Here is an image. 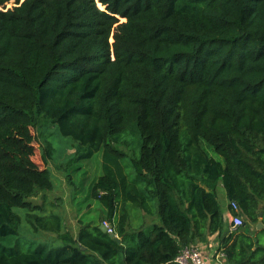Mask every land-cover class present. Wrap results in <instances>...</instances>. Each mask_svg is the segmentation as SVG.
I'll use <instances>...</instances> for the list:
<instances>
[{
	"label": "trees",
	"instance_id": "obj_1",
	"mask_svg": "<svg viewBox=\"0 0 264 264\" xmlns=\"http://www.w3.org/2000/svg\"><path fill=\"white\" fill-rule=\"evenodd\" d=\"M100 152L86 199L103 216L72 233L33 199L50 164L72 182ZM260 221L264 0H0V264H178L215 235L225 264H264Z\"/></svg>",
	"mask_w": 264,
	"mask_h": 264
},
{
	"label": "rangeland",
	"instance_id": "obj_2",
	"mask_svg": "<svg viewBox=\"0 0 264 264\" xmlns=\"http://www.w3.org/2000/svg\"><path fill=\"white\" fill-rule=\"evenodd\" d=\"M50 130L51 132H54L51 141L55 146V157L59 160H64L63 155L65 149L66 147L72 145V140L64 137L59 130L54 129V127H51ZM41 142L43 144V138L36 136L34 130L31 129L29 131L27 143L33 150L31 158L32 162L40 168H45V164L41 158ZM73 151L74 150H69L68 153H72ZM48 167L51 170V176L55 182V189L53 192L46 195L44 202L41 199V196L34 198L33 201L35 203L38 201L40 204L44 205L45 212L47 213L46 215L54 212L58 213L62 217L67 230L72 233L77 232L78 219L80 217H82L85 221L100 223V218L103 216L102 211L99 210L101 208L100 204L93 202L92 206L88 208L87 205H90L92 201H88L86 198L88 197L92 183L104 174L103 153H97L92 159L78 163L77 171L70 172L72 182L68 181L65 174L60 173V171L52 164ZM222 195H224V190L220 187L217 190V196L221 208L224 206ZM16 211L21 216L26 217V210L17 209ZM223 211L225 224L227 225V228H229L231 221V218L229 217L230 212L226 211L225 207L223 208ZM227 212L229 213L227 214ZM251 228L254 229V226L251 225ZM44 237L46 238L48 235H45Z\"/></svg>",
	"mask_w": 264,
	"mask_h": 264
},
{
	"label": "built area",
	"instance_id": "obj_3",
	"mask_svg": "<svg viewBox=\"0 0 264 264\" xmlns=\"http://www.w3.org/2000/svg\"><path fill=\"white\" fill-rule=\"evenodd\" d=\"M231 207L237 212L239 207L235 202L231 203ZM106 227L107 232L114 234L112 227L107 223H103ZM245 225L244 219L240 215H235L231 220V229L235 230ZM224 257V254L222 255ZM178 264H211L208 257L203 253V251L197 246H190L184 248L175 260Z\"/></svg>",
	"mask_w": 264,
	"mask_h": 264
},
{
	"label": "crops",
	"instance_id": "obj_4",
	"mask_svg": "<svg viewBox=\"0 0 264 264\" xmlns=\"http://www.w3.org/2000/svg\"><path fill=\"white\" fill-rule=\"evenodd\" d=\"M222 197L224 205L223 208L225 207L226 211H229V202L226 198L225 191ZM223 208L221 209L223 210ZM228 213L229 212H227V214ZM196 246L203 251V253L208 257L211 264H225V260L222 257L223 253L218 250L217 235L211 237L210 242L208 244L196 243Z\"/></svg>",
	"mask_w": 264,
	"mask_h": 264
},
{
	"label": "water",
	"instance_id": "obj_5",
	"mask_svg": "<svg viewBox=\"0 0 264 264\" xmlns=\"http://www.w3.org/2000/svg\"><path fill=\"white\" fill-rule=\"evenodd\" d=\"M261 217H262V216L260 215V219H261ZM263 227H264V225H263V223L260 221L259 224H258V226H257V229L260 230V229H262ZM100 228H101V230H102L103 232H107V229H106L105 226L101 225ZM111 237H112L116 242H119V243L121 242V240H120L116 235L111 234Z\"/></svg>",
	"mask_w": 264,
	"mask_h": 264
}]
</instances>
